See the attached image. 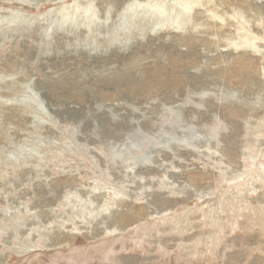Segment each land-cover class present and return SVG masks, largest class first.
Returning <instances> with one entry per match:
<instances>
[{
  "label": "rangeland",
  "instance_id": "rangeland-1",
  "mask_svg": "<svg viewBox=\"0 0 264 264\" xmlns=\"http://www.w3.org/2000/svg\"><path fill=\"white\" fill-rule=\"evenodd\" d=\"M0 264H264V0H0Z\"/></svg>",
  "mask_w": 264,
  "mask_h": 264
}]
</instances>
